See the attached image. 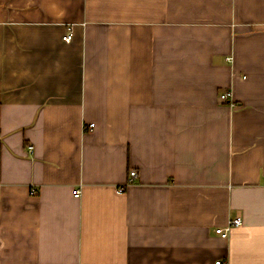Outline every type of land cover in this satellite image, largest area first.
<instances>
[{
    "label": "crops",
    "instance_id": "obj_1",
    "mask_svg": "<svg viewBox=\"0 0 264 264\" xmlns=\"http://www.w3.org/2000/svg\"><path fill=\"white\" fill-rule=\"evenodd\" d=\"M218 260L264 264V0H0V264Z\"/></svg>",
    "mask_w": 264,
    "mask_h": 264
},
{
    "label": "built area",
    "instance_id": "obj_2",
    "mask_svg": "<svg viewBox=\"0 0 264 264\" xmlns=\"http://www.w3.org/2000/svg\"><path fill=\"white\" fill-rule=\"evenodd\" d=\"M65 41H71L72 39V34L71 33H68L66 36H64L63 38ZM231 96V94L229 92L227 93H223L220 98L221 100L225 101V102H228L229 101V97ZM231 103V102H229ZM91 127L93 128L94 125H91ZM32 146L29 147L30 150H32ZM137 172L136 171H131L130 173V178H131V182L132 180H134L136 177H137ZM123 188L119 189V192H123ZM76 197H80L81 196V191H77L76 194H75ZM243 223V220L242 218L238 217L234 220H231L228 224V226L226 228H217L215 230V233L220 236L221 238L223 239H228L230 234H231V231L237 227H240ZM215 264H227L225 263L224 261L222 260H218Z\"/></svg>",
    "mask_w": 264,
    "mask_h": 264
}]
</instances>
